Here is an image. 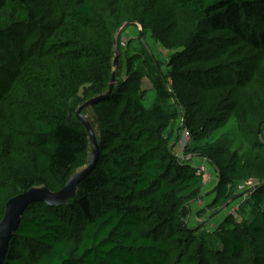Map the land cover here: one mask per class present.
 <instances>
[{
  "label": "trees",
  "instance_id": "obj_1",
  "mask_svg": "<svg viewBox=\"0 0 264 264\" xmlns=\"http://www.w3.org/2000/svg\"><path fill=\"white\" fill-rule=\"evenodd\" d=\"M134 24L110 95L81 111L94 168L65 203L25 207L2 264H264V0H0V220L8 199L88 164L76 111L108 92L114 35ZM195 159L217 173L207 195ZM203 195L249 217L189 224Z\"/></svg>",
  "mask_w": 264,
  "mask_h": 264
},
{
  "label": "water",
  "instance_id": "obj_2",
  "mask_svg": "<svg viewBox=\"0 0 264 264\" xmlns=\"http://www.w3.org/2000/svg\"><path fill=\"white\" fill-rule=\"evenodd\" d=\"M123 26H121L114 35L113 46L115 50V56L113 58L111 81L108 92L104 95H99L87 100L86 102L81 104L76 111V116L78 119H80V121H82L83 125L87 129L91 142V158L88 164L83 168H81L79 171H77L75 174L71 175L67 180V182L64 184V186L57 191H49L44 186L32 187L7 200L5 204L3 216L0 220V264H2L5 258L9 241L19 224L20 217L25 207L31 202H36V201L45 202L49 205H60L65 203V201L69 197H72L74 195L78 183L84 177H86L89 174V172L94 168L99 152L98 144L96 141V137L94 135V131L90 126V123L81 114V111L84 107L96 103L103 98H107L111 93L112 86L114 83L115 67L119 55L116 39L120 29ZM258 132L260 134V127L258 129Z\"/></svg>",
  "mask_w": 264,
  "mask_h": 264
},
{
  "label": "rangeland",
  "instance_id": "obj_3",
  "mask_svg": "<svg viewBox=\"0 0 264 264\" xmlns=\"http://www.w3.org/2000/svg\"><path fill=\"white\" fill-rule=\"evenodd\" d=\"M125 27L126 26L122 27L121 28L122 30L120 29L119 34L117 36L118 38L116 39L118 52L121 53L123 61L125 60V50H126L125 44H126V42L131 38H137L138 36L142 35V28H141L140 24H134L132 26H128L127 28H125ZM120 33H121V36H120ZM144 42H145L148 50L152 51V53L157 58H159V60L163 61V63H164V61L167 57V53H166L167 51H165V49L162 46H160L157 42H155L149 35L144 36ZM139 63H140V61L136 60L134 62V66L136 67ZM116 66H117V63H116ZM162 66H163V64H162ZM126 67H127V64L123 62L121 74H123L125 72ZM115 69H116V67H115ZM141 89L143 91V97H144L145 105H151L154 101L155 95H154V91L152 89V84H151V82L147 76H143L141 79ZM92 114H93L92 110L87 109L86 117L91 119ZM234 126H235V122L230 121L225 125V127L223 129L218 131L215 135L217 136L220 134V132L228 131L230 128H232ZM179 130H180V128L177 131L178 135H179ZM181 134L182 133H180L179 139H178V144L176 145V151L180 155H182L181 148L183 147ZM187 157H190V156H187ZM22 162L25 163V160H22ZM190 164L193 167H195L198 170V172L203 173L202 193L204 195L211 193L212 192L211 190L215 187V184L217 182V175H216L217 173H215L214 169L203 159L192 160V161H190ZM78 169H80V168H77L76 170H78ZM251 182H253V180H251ZM249 185H251V183L250 184H248L247 182L241 183L238 187V191L246 190L245 188H247ZM245 192H248V191H243L242 195ZM1 195H4L3 191H1ZM210 199H211V196H208V197L204 196L203 202L198 201L191 206L192 213L190 215V222L188 220L189 224H193V225H196L198 227H201L202 225L205 224V221H206L205 217H207L208 215L213 216L215 214V212H217V210L219 211V209L221 210V212L219 213V215L215 216V218L213 220L215 223H217L220 220V218L223 217V215H225V214H232L233 216H235V218L238 221H241L243 219H247L249 217L248 207H246V206L242 209L243 213L242 214L238 213V215H237V213H235L236 206H233L232 208H230V207L229 208L228 207L223 208L222 206H219V204H216L212 207H207L205 205V203L208 202ZM242 199L244 200V195L242 196ZM202 208H203L205 214L202 216L197 215L196 214L197 211L202 209ZM209 227H210V225H209Z\"/></svg>",
  "mask_w": 264,
  "mask_h": 264
},
{
  "label": "built area",
  "instance_id": "obj_4",
  "mask_svg": "<svg viewBox=\"0 0 264 264\" xmlns=\"http://www.w3.org/2000/svg\"><path fill=\"white\" fill-rule=\"evenodd\" d=\"M181 139H182V142L184 145L188 140H189V132L185 129L183 132H182V135H181ZM248 184L252 183L251 180H248L247 181Z\"/></svg>",
  "mask_w": 264,
  "mask_h": 264
}]
</instances>
